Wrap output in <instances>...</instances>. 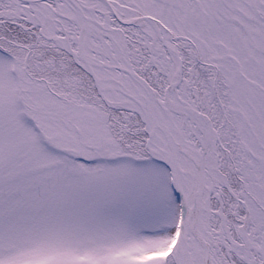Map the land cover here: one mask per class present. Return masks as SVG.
I'll use <instances>...</instances> for the list:
<instances>
[{
    "label": "snow or ice",
    "instance_id": "1",
    "mask_svg": "<svg viewBox=\"0 0 264 264\" xmlns=\"http://www.w3.org/2000/svg\"><path fill=\"white\" fill-rule=\"evenodd\" d=\"M0 264H264V0H0Z\"/></svg>",
    "mask_w": 264,
    "mask_h": 264
}]
</instances>
